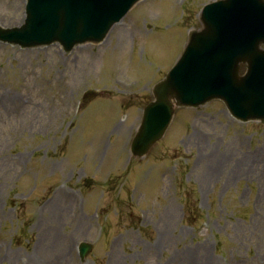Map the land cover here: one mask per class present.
<instances>
[{
    "label": "rangeland",
    "instance_id": "obj_1",
    "mask_svg": "<svg viewBox=\"0 0 264 264\" xmlns=\"http://www.w3.org/2000/svg\"><path fill=\"white\" fill-rule=\"evenodd\" d=\"M210 1L139 0L70 51L0 39V264H264L263 122L221 99L178 107L131 158L153 84ZM26 3L0 0V24H22Z\"/></svg>",
    "mask_w": 264,
    "mask_h": 264
},
{
    "label": "water",
    "instance_id": "obj_2",
    "mask_svg": "<svg viewBox=\"0 0 264 264\" xmlns=\"http://www.w3.org/2000/svg\"><path fill=\"white\" fill-rule=\"evenodd\" d=\"M137 1L27 0L24 23L0 30V39L22 47L60 42L71 50L103 40ZM201 21L177 62L153 86L154 99L144 107L131 142L135 157L164 136L178 106L221 98L235 117L264 122V0H214L203 7ZM92 246L80 244L82 258Z\"/></svg>",
    "mask_w": 264,
    "mask_h": 264
},
{
    "label": "bare ground",
    "instance_id": "obj_3",
    "mask_svg": "<svg viewBox=\"0 0 264 264\" xmlns=\"http://www.w3.org/2000/svg\"><path fill=\"white\" fill-rule=\"evenodd\" d=\"M119 24V23H118ZM65 193L64 191H62V194Z\"/></svg>",
    "mask_w": 264,
    "mask_h": 264
}]
</instances>
